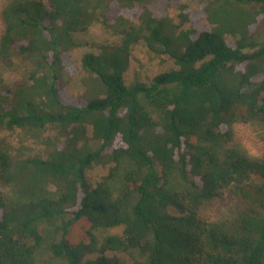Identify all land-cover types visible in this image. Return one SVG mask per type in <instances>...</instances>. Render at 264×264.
Instances as JSON below:
<instances>
[{"label":"trees","instance_id":"1","mask_svg":"<svg viewBox=\"0 0 264 264\" xmlns=\"http://www.w3.org/2000/svg\"><path fill=\"white\" fill-rule=\"evenodd\" d=\"M0 17V65L27 64L0 77V134L46 147L0 135V264H34L54 222L66 264H264V158L221 148L234 122L264 125V0H5ZM93 23L119 41H77ZM139 43L174 68L126 84ZM82 46L96 53L77 65ZM94 165L108 166L93 183ZM225 195L243 208L211 220L204 204Z\"/></svg>","mask_w":264,"mask_h":264},{"label":"rangeland","instance_id":"2","mask_svg":"<svg viewBox=\"0 0 264 264\" xmlns=\"http://www.w3.org/2000/svg\"><path fill=\"white\" fill-rule=\"evenodd\" d=\"M185 1V0H183ZM190 1V0H189ZM5 0H0V12ZM187 2V0H186ZM3 31V24L0 17V36ZM257 41L264 42V21L261 22L258 32H256ZM75 39L82 43L102 42V43H116L120 37L111 29L105 28L99 23H93L85 32L75 33ZM96 53L94 48L89 46H82L70 52L71 60L79 63L80 58L85 53ZM26 63L23 65L16 59L13 64L7 66L0 65V77L6 85H14L16 82L24 77L26 72ZM174 68L172 60L166 54H160L149 51L143 43H139L134 47L130 65L124 73L126 84L131 82H148L154 75L162 71ZM80 75H77L72 80L71 88H80ZM157 118V115L154 116ZM231 140L224 144L222 149L236 148L249 158L259 160L264 158V125L249 122L243 123L236 121L231 127ZM2 137L12 145L13 152H20L22 155H31L36 153H44L46 151L45 143L38 140H26L24 136L17 132L4 131L0 134ZM45 136H54V130H47ZM107 166L94 165L89 172L91 181L96 182L101 175L107 171ZM117 178L112 187L118 188ZM0 192L11 194L9 187L0 184ZM244 203L239 200H232L228 195L213 199L206 202L203 206V211L207 213L211 220H225L232 218L241 208ZM56 222L38 225V230L44 235L43 243L36 249L34 254V264H66V259L54 257L49 249V243L55 238ZM120 229H107L98 231L97 234L102 237L110 234H119Z\"/></svg>","mask_w":264,"mask_h":264}]
</instances>
